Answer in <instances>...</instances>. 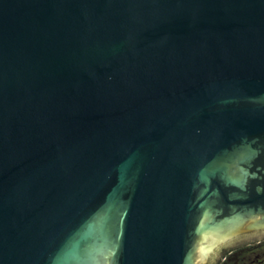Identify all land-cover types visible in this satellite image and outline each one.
<instances>
[{"label":"water","instance_id":"95a60500","mask_svg":"<svg viewBox=\"0 0 264 264\" xmlns=\"http://www.w3.org/2000/svg\"><path fill=\"white\" fill-rule=\"evenodd\" d=\"M262 239L264 0H0V264Z\"/></svg>","mask_w":264,"mask_h":264},{"label":"flooded vegetation","instance_id":"af4514ba","mask_svg":"<svg viewBox=\"0 0 264 264\" xmlns=\"http://www.w3.org/2000/svg\"><path fill=\"white\" fill-rule=\"evenodd\" d=\"M248 251L247 248H240L238 249H232V250H225L222 253L221 258L219 259L218 263L216 264H230L232 260H234V264H247V258H248ZM258 255H262V252H258ZM252 264H264L263 259H257V261H252ZM250 264V263H248Z\"/></svg>","mask_w":264,"mask_h":264},{"label":"rangeland","instance_id":"374dc122","mask_svg":"<svg viewBox=\"0 0 264 264\" xmlns=\"http://www.w3.org/2000/svg\"><path fill=\"white\" fill-rule=\"evenodd\" d=\"M240 248H247V250L249 249L248 251V258H247V264L250 263L252 264L251 262L252 261H257V259H263L264 260V239L262 240H259L257 242H254V243H251V244H248V245H245V246H241V247H238L236 249H240ZM257 250L258 252H262V255H258L257 253ZM230 264H234V260H232V262Z\"/></svg>","mask_w":264,"mask_h":264}]
</instances>
